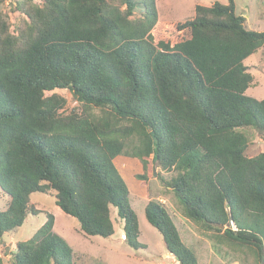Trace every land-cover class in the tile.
I'll use <instances>...</instances> for the list:
<instances>
[{"label":"trees","instance_id":"trees-1","mask_svg":"<svg viewBox=\"0 0 264 264\" xmlns=\"http://www.w3.org/2000/svg\"><path fill=\"white\" fill-rule=\"evenodd\" d=\"M15 2L13 27L0 11V239L39 212L38 192L82 234L108 238L116 222L141 249L126 178L145 194L151 164L183 216L264 264V152L250 148L254 133L264 138V98L245 92L243 62L264 30L247 28L234 0L195 4L177 23L189 37L173 44L154 40L156 0ZM144 213L169 256L198 264L164 203L149 199ZM54 223L47 212L9 264H73Z\"/></svg>","mask_w":264,"mask_h":264},{"label":"rangeland","instance_id":"rangeland-1","mask_svg":"<svg viewBox=\"0 0 264 264\" xmlns=\"http://www.w3.org/2000/svg\"><path fill=\"white\" fill-rule=\"evenodd\" d=\"M213 1L215 0H156L159 19L152 30L154 40L161 39L173 44V42L189 37V31L179 30L177 23L194 15L195 4H210ZM217 1L227 2V0ZM234 2L236 12L244 17V24L247 28L256 31L264 30V0H234ZM15 3V0H3L0 4V11L12 27L20 14L14 7ZM243 62L252 75V84L245 92L258 99L264 98V45ZM65 94L68 97L67 106H74L71 94L69 92ZM254 135V138L250 140L251 153L264 152V138L255 133ZM149 171V180L146 182L148 191L145 194L139 193L134 188V182L126 178L130 192L129 201L138 217L140 230L138 238L144 244L143 248L135 250L129 247L119 236L121 229L116 222L114 223V234L108 238L82 234L76 219L60 210L55 204L53 195L34 192L30 195V204L39 212L37 214L28 213L22 225L2 236L0 239L2 264L11 262L16 242L28 239L45 222L47 212L54 215V231L62 236L72 248L73 264H179L169 256L161 234L145 217L144 207L149 199H158L164 203L182 241L195 251L198 264H259L256 255L250 250L231 248L221 233L206 230L183 216L181 205L173 193L166 190L156 177L159 169L150 164ZM163 174L169 176L165 172ZM121 175L123 178L128 176L125 172ZM8 201V195L0 189V210L6 208ZM230 226L235 228L233 224ZM224 228L225 226L221 229Z\"/></svg>","mask_w":264,"mask_h":264},{"label":"water","instance_id":"water-1","mask_svg":"<svg viewBox=\"0 0 264 264\" xmlns=\"http://www.w3.org/2000/svg\"><path fill=\"white\" fill-rule=\"evenodd\" d=\"M218 226H220V228H222L224 225H222V224H218Z\"/></svg>","mask_w":264,"mask_h":264}]
</instances>
